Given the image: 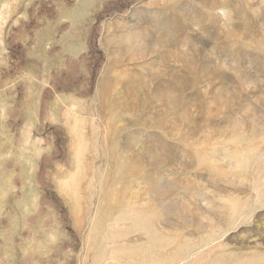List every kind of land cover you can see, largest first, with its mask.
Segmentation results:
<instances>
[{
	"label": "rangeland",
	"instance_id": "rangeland-1",
	"mask_svg": "<svg viewBox=\"0 0 264 264\" xmlns=\"http://www.w3.org/2000/svg\"><path fill=\"white\" fill-rule=\"evenodd\" d=\"M0 264H264V0H0Z\"/></svg>",
	"mask_w": 264,
	"mask_h": 264
}]
</instances>
